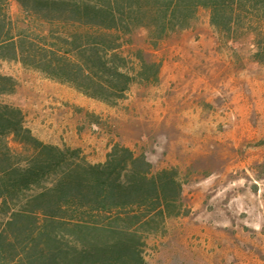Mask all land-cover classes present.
I'll return each instance as SVG.
<instances>
[{"label":"trees","instance_id":"16d2710c","mask_svg":"<svg viewBox=\"0 0 264 264\" xmlns=\"http://www.w3.org/2000/svg\"><path fill=\"white\" fill-rule=\"evenodd\" d=\"M0 0V64L19 61L115 104L134 82L159 81L160 62L125 51L143 30L156 48L201 10L221 39L252 44L264 64V0ZM17 79L0 69V264H146L142 231L175 211L181 182L145 154L114 144L103 162L37 137L1 99ZM150 227V228H149Z\"/></svg>","mask_w":264,"mask_h":264},{"label":"rangeland","instance_id":"374dc122","mask_svg":"<svg viewBox=\"0 0 264 264\" xmlns=\"http://www.w3.org/2000/svg\"><path fill=\"white\" fill-rule=\"evenodd\" d=\"M9 10L20 14L15 0ZM145 37L137 31L125 51L160 62L159 81L134 82L115 104L15 60L0 64L18 82L1 99L22 108L37 137L91 163L118 143L153 172H174L179 214L142 231L146 264H264V64L249 40L221 39L206 10L156 48Z\"/></svg>","mask_w":264,"mask_h":264}]
</instances>
